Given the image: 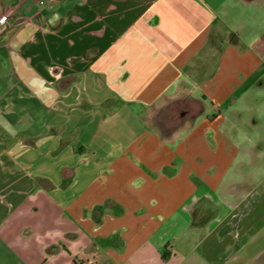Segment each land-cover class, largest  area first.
Instances as JSON below:
<instances>
[{"label": "crops", "instance_id": "0c3cea01", "mask_svg": "<svg viewBox=\"0 0 264 264\" xmlns=\"http://www.w3.org/2000/svg\"><path fill=\"white\" fill-rule=\"evenodd\" d=\"M254 1L0 0V264H264Z\"/></svg>", "mask_w": 264, "mask_h": 264}, {"label": "rangeland", "instance_id": "374dc122", "mask_svg": "<svg viewBox=\"0 0 264 264\" xmlns=\"http://www.w3.org/2000/svg\"><path fill=\"white\" fill-rule=\"evenodd\" d=\"M255 3L257 2H253L252 10L250 11V13H248L250 16V22L247 24L244 30H241L242 32H246V34H251V37L255 36L253 37L254 39L252 40V43L246 44L244 47L245 52L249 54L250 57H260L259 61H256V67L254 68V71L251 75L252 78H256L258 75V77L255 79L257 86H254L252 92L248 95H256L261 101L259 103H251L247 100L248 95H246V100H239L235 105L236 107H234L235 110L243 111V119H241L240 124L246 121V119L251 120L255 116L260 117L261 123H258L253 127V130L249 133V138L243 145L245 147L252 146L254 150H256L257 148H264V8L262 10L256 9ZM259 164H264V155L253 157L252 165L255 166ZM260 194V192H254L251 195V198H260L262 196ZM263 215L264 207L259 204L256 211V216L258 219V228L263 231L262 234H264V219L260 217ZM262 234L260 233L258 236L259 240L261 239L259 242L260 245H264V236ZM253 236L255 237V235Z\"/></svg>", "mask_w": 264, "mask_h": 264}, {"label": "built area", "instance_id": "2783aa9c", "mask_svg": "<svg viewBox=\"0 0 264 264\" xmlns=\"http://www.w3.org/2000/svg\"><path fill=\"white\" fill-rule=\"evenodd\" d=\"M47 0H40V4L43 5L46 3ZM48 1H54V0H48ZM7 20V15H2L0 17V23H4Z\"/></svg>", "mask_w": 264, "mask_h": 264}]
</instances>
